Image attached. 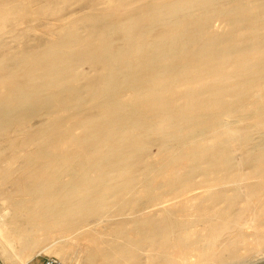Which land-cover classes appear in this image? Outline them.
<instances>
[{"label":"bare ground","instance_id":"bare-ground-1","mask_svg":"<svg viewBox=\"0 0 264 264\" xmlns=\"http://www.w3.org/2000/svg\"><path fill=\"white\" fill-rule=\"evenodd\" d=\"M94 18L0 61L8 247L29 260L58 243L68 262L77 237V264H264V0H121Z\"/></svg>","mask_w":264,"mask_h":264},{"label":"rangeland","instance_id":"rangeland-1","mask_svg":"<svg viewBox=\"0 0 264 264\" xmlns=\"http://www.w3.org/2000/svg\"><path fill=\"white\" fill-rule=\"evenodd\" d=\"M120 1L121 0H0V61H8L13 55L18 53H30L42 50L49 45L51 41H55L57 37L72 31L78 33L82 37H87L96 32L97 25L94 22L96 21L94 17L100 11H107L112 4H117ZM121 21L122 20L119 18L114 19L112 16H108L105 22L116 25ZM224 28L225 25H221L219 21H214L213 29L215 31H222ZM82 69L85 72L93 74L88 65H84ZM42 120L46 121L47 118H36L32 121V126H37V124L39 125L44 122ZM153 151L156 152L157 148H154ZM203 225V223H199L194 227L201 230L200 228H203ZM98 227H101V225ZM6 230V227L2 228L4 234ZM248 233L249 235L246 237L248 240L250 239L249 241H252L254 238L252 239L251 237H255L252 234V228L247 229V234ZM63 238H66L65 235ZM64 240L63 247H68L71 252L70 258L66 263L77 264L79 262L78 260H80V248L78 246L77 237ZM54 241L55 239H53V242ZM16 245L17 248L18 244ZM57 245L58 243L54 246H49L48 244L49 247L41 251L39 253L40 255L37 253L29 260H22L16 255L15 251H12L11 247H8L6 240H4V237L0 233V264H25L26 262V264H41L46 256H56L54 250ZM8 251H10V253ZM11 253L14 257L11 256ZM262 255V252H256L245 257L236 264L255 263L258 259L263 257ZM142 260L146 261V255H143Z\"/></svg>","mask_w":264,"mask_h":264},{"label":"built area","instance_id":"built-area-1","mask_svg":"<svg viewBox=\"0 0 264 264\" xmlns=\"http://www.w3.org/2000/svg\"><path fill=\"white\" fill-rule=\"evenodd\" d=\"M42 264H67L56 256H46Z\"/></svg>","mask_w":264,"mask_h":264},{"label":"crops","instance_id":"crops-1","mask_svg":"<svg viewBox=\"0 0 264 264\" xmlns=\"http://www.w3.org/2000/svg\"><path fill=\"white\" fill-rule=\"evenodd\" d=\"M42 264V263H41Z\"/></svg>","mask_w":264,"mask_h":264}]
</instances>
